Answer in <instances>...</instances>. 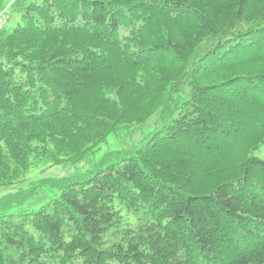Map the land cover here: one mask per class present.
<instances>
[{"label": "trees", "instance_id": "16d2710c", "mask_svg": "<svg viewBox=\"0 0 264 264\" xmlns=\"http://www.w3.org/2000/svg\"><path fill=\"white\" fill-rule=\"evenodd\" d=\"M261 145L264 0H0V264H264Z\"/></svg>", "mask_w": 264, "mask_h": 264}, {"label": "rangeland", "instance_id": "374dc122", "mask_svg": "<svg viewBox=\"0 0 264 264\" xmlns=\"http://www.w3.org/2000/svg\"><path fill=\"white\" fill-rule=\"evenodd\" d=\"M133 130H136L133 133V139H137L140 136L139 134L140 126L133 127L130 131L129 130L124 131V132H121L115 135V137L111 138L108 144L104 145V147H107V148L118 147L120 146L119 145L120 143H122L121 145L123 146H130L131 144L129 143V138H130L129 133ZM104 150L105 148H103L95 156H92L77 165L61 164V165H55V166L53 165L41 166L38 169H36V172L29 171V174H30L29 177L34 178L38 175H39L38 177H62V176L75 175L77 173H80L81 171H84L94 161H96V159L101 155V153ZM254 155L260 156L261 158L264 159V145H261L258 149H256L254 151ZM40 170H44V171L39 174ZM17 187L18 186L0 187V195L8 193V192H12L16 190ZM46 198H47V194L45 193V191H40L39 194L35 196L33 201L29 203L28 205L36 206L41 201H45ZM25 206H27V203Z\"/></svg>", "mask_w": 264, "mask_h": 264}]
</instances>
